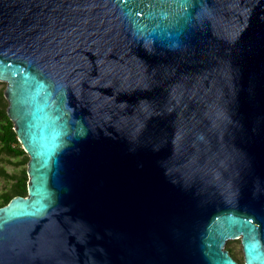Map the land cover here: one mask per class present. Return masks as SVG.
<instances>
[{"label": "water", "instance_id": "1", "mask_svg": "<svg viewBox=\"0 0 264 264\" xmlns=\"http://www.w3.org/2000/svg\"><path fill=\"white\" fill-rule=\"evenodd\" d=\"M0 82V264H264V0H0Z\"/></svg>", "mask_w": 264, "mask_h": 264}, {"label": "trees", "instance_id": "2", "mask_svg": "<svg viewBox=\"0 0 264 264\" xmlns=\"http://www.w3.org/2000/svg\"><path fill=\"white\" fill-rule=\"evenodd\" d=\"M7 101L4 97L3 89H0V155L9 158L19 159V164L26 165L29 157L24 151L18 136L14 131V124L7 114ZM5 168L0 167V177H9ZM14 178L12 188L9 191L0 194V207L6 205L15 196H27L28 176L26 169H22L19 173L11 176ZM238 240V239H237ZM231 256L238 260L237 255L230 245L225 246Z\"/></svg>", "mask_w": 264, "mask_h": 264}, {"label": "rangeland", "instance_id": "3", "mask_svg": "<svg viewBox=\"0 0 264 264\" xmlns=\"http://www.w3.org/2000/svg\"><path fill=\"white\" fill-rule=\"evenodd\" d=\"M0 89H3V93H4L6 89V84L3 82H0ZM0 167L5 168L8 175H11V176L15 175L16 173H19L22 169H26L27 171V164L23 166L19 164V159L9 158V157H6L5 155H0ZM11 176L0 177V194L6 191H9L12 188L15 180ZM226 245H230L231 248L234 250L235 254L238 257L237 261L239 262V264H244L240 239L230 240L226 243Z\"/></svg>", "mask_w": 264, "mask_h": 264}]
</instances>
